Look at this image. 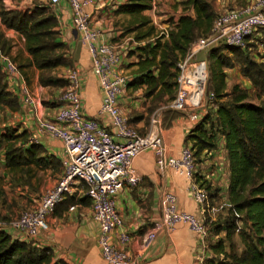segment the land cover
Listing matches in <instances>:
<instances>
[{
  "label": "crops",
  "instance_id": "1",
  "mask_svg": "<svg viewBox=\"0 0 264 264\" xmlns=\"http://www.w3.org/2000/svg\"><path fill=\"white\" fill-rule=\"evenodd\" d=\"M209 1L211 2V0ZM228 1L233 2L234 8L240 7L237 0H215L217 14L224 10L227 11L228 8L225 9L224 5ZM245 1L248 5L256 0ZM126 2L128 0H97L89 6L88 11L91 13L92 28L98 30L101 33V38L116 48L120 54L118 69L131 81L137 75V66L133 64L138 60L137 53L131 54V51L139 43L134 39V32H129L130 15L116 12L117 8ZM156 3L157 0H152L153 7L146 11V14L150 16V11L155 12ZM37 7L47 8L58 17V40L65 44L63 56L69 61L66 65H58L52 71V75L55 78H68L72 70H78L82 79L84 113L89 117L100 119L106 125L110 124V119L100 113L102 91L98 78L93 72L89 50L82 44L79 33L75 30L72 10L68 1L61 0L56 7H52L49 0H0V49L16 63L20 70L18 78L7 80L6 77L9 90L19 97L20 106L17 110L5 107L0 111V163L6 177H10V175L5 167L6 143L3 141L2 135L8 127H14L19 132L28 130L32 136L38 138L39 143L46 148L49 154L55 155L60 160L63 157L62 142L51 139L46 132H40L38 127L40 118H52L57 111L59 106L48 107L44 102L46 100L53 102L52 98H58L62 86H43L40 83L41 71L34 64L33 56L27 49L26 38L20 31L6 26L1 17L2 10H19L31 13ZM175 11L173 15L176 22L183 13V9L177 6ZM164 15L166 16V14ZM125 20H127L126 23ZM169 27L168 25L162 29L167 31ZM256 34L248 39V44L264 39L261 33ZM3 43H5L4 48L2 47ZM127 73L132 75L129 76ZM245 77L240 87L248 91L251 101L258 102L260 99L256 97V88ZM227 79L228 77L226 82ZM22 86H27L35 96V106H30L22 101L19 94V89ZM209 86L208 56L205 51H200L189 62L186 73L187 112L170 110V101L166 102L167 106L162 107L160 111L158 124L168 159L180 158L185 147H192V143L187 141V136L196 125L192 122L189 112L203 102ZM138 90L125 88L121 92L120 107L124 113L130 110V106L136 105V101L132 98L135 95L130 96L129 94ZM231 90L232 88H228L227 82L226 92ZM254 96L258 101L254 99ZM205 115L204 113L203 117ZM142 125L143 123L140 121L138 127L141 128ZM155 129V125L150 123L146 133ZM56 147H59L58 151L54 149ZM133 169L141 178V182L135 187L125 186L116 196L117 210L123 220V228L115 230L113 240L127 251L134 259L135 264H206L210 258L221 257L214 252L213 246L219 240H225V230L217 232V229L218 226H224L231 206L229 200L230 167L225 136L218 134L216 147L210 151H204L198 160L196 176L201 177V180L206 182L205 186H208V199L205 205L199 204L194 199L191 180L188 178L187 172L182 169L159 166L154 151L147 150L137 156L133 161ZM60 176L58 174V177ZM78 193L79 190L72 194H75L74 197H76ZM168 193L175 195V203L180 210L194 214L204 221L207 235L201 237L187 224L180 223L172 231L160 230L157 237L145 246L147 232L156 221L162 218ZM47 220L50 230L41 232L33 242L37 246L50 247L54 253V261L62 260L67 264H108L101 254L100 227L93 218L90 200L89 204L77 201L70 209L62 210L61 213L54 211ZM121 230L126 231L129 235V241L126 244L120 242ZM7 232L15 238L18 236V232L11 228H8Z\"/></svg>",
  "mask_w": 264,
  "mask_h": 264
},
{
  "label": "trees",
  "instance_id": "2",
  "mask_svg": "<svg viewBox=\"0 0 264 264\" xmlns=\"http://www.w3.org/2000/svg\"><path fill=\"white\" fill-rule=\"evenodd\" d=\"M182 3L185 6L183 13L167 31L160 30L146 14L153 7L152 0H128L116 10L130 15L129 32H134V39L139 43L131 51L138 56L133 64L137 66V75L127 88L134 91L145 88L147 95L155 94L159 103L174 100L178 87V63L196 40L209 36L218 15L209 0H182ZM1 17L6 26L20 31L26 38L27 49L41 71L40 83L43 86L58 85L61 78H55L52 71L69 61L63 56L65 44L58 40L59 19L56 14L37 7L31 13L2 10ZM223 46L242 64L243 74L264 95V64L249 56L247 51L251 46L248 43L244 49ZM220 47L208 52V60H212L208 90L215 94L214 104L187 136L197 161L204 151L216 147L218 134L226 138L231 206L224 226L217 229V232L225 230V240H219L213 246L214 252L221 257L210 258L206 264H264V99L251 101L248 91L238 84L226 92L225 68L233 67L235 62L219 54ZM19 106V97L9 90L6 74L0 66V111L5 107L17 110ZM2 138L6 143L5 167L15 186H32L33 179L41 180L42 171L61 172L62 161L49 154L41 143L32 142L28 130L19 132L8 127ZM197 181L206 185L199 176ZM2 184L3 177L0 176V208L6 206L8 200ZM72 200L62 201L66 204L63 210L69 208ZM0 219L5 220L1 216ZM235 236H239L244 246L241 253L235 248ZM0 264L67 263L54 261L50 247L20 240L0 229Z\"/></svg>",
  "mask_w": 264,
  "mask_h": 264
},
{
  "label": "built area",
  "instance_id": "3",
  "mask_svg": "<svg viewBox=\"0 0 264 264\" xmlns=\"http://www.w3.org/2000/svg\"><path fill=\"white\" fill-rule=\"evenodd\" d=\"M56 7L61 0H49ZM73 15L75 30L90 53L93 72L98 78L102 91L100 113L110 119L104 124L100 119L84 113L82 79L78 70H72L68 76V85L59 96V107L52 118L38 120L40 132L58 139L63 145V171L57 183L48 188L34 209L26 210L18 218L0 219V229L8 228L18 232L17 238L34 241L41 232L50 230L48 216L53 214L57 205L74 191L85 190L90 200L93 218L100 227L99 246L103 259L108 264H135L127 251L114 242L116 229L123 228V220L117 210L116 196L125 186L135 187L141 178L133 169V161L141 153L152 150L156 162L161 167L182 169L191 180L194 199L205 205L208 191L197 181L198 161L194 151L185 147L180 158L168 159L166 146L158 120H152L154 131L142 134L131 125L120 107V94L130 82L128 76L118 69L120 54L116 48L101 38V33L91 26L89 6L97 0H67ZM259 29H264V0L227 10L217 15L211 33L193 43L186 56L178 63V87L169 108L178 112H187L186 73L189 62L200 51L206 53L211 48L226 45L246 48L248 39ZM0 66L7 80L20 76L16 63L0 49ZM22 101L35 106L36 98L27 86L19 89ZM215 94L206 91L203 102L190 111L192 122L197 125L214 104ZM34 138V140H33ZM32 142L38 138L32 136ZM175 195H166L162 218L154 223L147 232L145 246L152 242L160 230H174L178 224H187L201 237L207 235L204 221L194 214L180 210L175 203ZM121 244L129 241V235L121 230Z\"/></svg>",
  "mask_w": 264,
  "mask_h": 264
},
{
  "label": "rangeland",
  "instance_id": "4",
  "mask_svg": "<svg viewBox=\"0 0 264 264\" xmlns=\"http://www.w3.org/2000/svg\"><path fill=\"white\" fill-rule=\"evenodd\" d=\"M237 2H238L237 3L238 6L240 7H243L247 4L245 0H237ZM211 3H212L213 8L215 9V4H216L215 0H211ZM226 3L227 4L224 5L225 9L228 8L226 10L236 9L233 7L232 1H228ZM156 6L157 8L155 12L150 11V16L152 20L154 21V23L156 24V26L160 28V30H163L162 27L166 28L168 25L171 26L174 23L173 21L175 20V16L173 14H175L176 12L175 10L177 6H180L181 9H184L185 7L184 4L182 3V0H157ZM163 11L166 13H164ZM164 14H166V16ZM169 15H171V17H169ZM126 22L127 20H125V23ZM256 33L257 34L261 33L264 36V29H259L256 32H254V34ZM201 39L202 38H199L195 42H198ZM249 44L251 46L250 49L247 51L249 56L252 57L257 62L264 64V39L260 40L257 43L253 42ZM219 50H220L219 54H221L225 58L228 56L227 58L230 59V61L235 62L233 67L225 68V71L228 77L227 79L228 88L231 89L234 84H238L240 86V84L243 81V78L245 77V75L242 72V64L236 61V59H234V57L229 52L228 48H226L225 46L220 47ZM207 56H208V52H207ZM211 62L212 60L210 59L209 66ZM127 75L130 76L132 74L127 73ZM60 82H63V83H60ZM67 85H68L67 78H61L59 80L58 86H62V90ZM61 92L62 91H60V94ZM126 92L129 93L127 90ZM60 94L58 95V98H52L53 102L51 100H46L44 102L45 105L48 107L59 106ZM129 95L130 96L135 95V97H132V98L136 101V105L134 107L130 106V110L127 113H125V115L129 119V122L131 123L132 126H134L140 133L145 134L146 131H148L150 123H152L151 121L153 119L155 121L158 120L160 117L161 108L167 105L164 102L159 103L155 94L147 95L145 88L139 89L136 92H130ZM256 97L257 98L259 97V99H261L262 97L264 99V95L261 93V90L258 88H256ZM256 97L254 96V99L258 101ZM154 120H153V123H154ZM140 121L143 123L141 128L138 127V124L140 123ZM31 138H32V135H31ZM51 139H55V138L51 137ZM55 140H58V139H55ZM54 149L58 151L59 147H56ZM3 171H4L3 166L0 163V176L3 177L2 185L7 194V199H8L7 205L6 206L4 205L0 208L2 209V211H0V216L4 217L5 220L9 222L10 220L18 218L22 212L26 210L34 209L37 206L38 202L41 200L45 191L57 183L59 179L58 174L61 175L60 173L63 171V165H62L60 173L52 169L40 172L41 180L39 181L38 179H33L32 186H28V187L15 186L9 176L8 177L4 176ZM85 190L86 189L79 191L78 196L76 195V197H74L75 194L69 195L67 197L66 199L67 201L73 198L72 200L73 203L69 205L68 209H70L74 204H76L77 201L78 202L82 201L83 204H89V199L86 196ZM63 202L59 203V205L56 208L57 211L55 210V213H61V211L64 208H66V204H64ZM234 243H235V248L237 252L241 253L244 249V246L242 245L239 236H235Z\"/></svg>",
  "mask_w": 264,
  "mask_h": 264
}]
</instances>
